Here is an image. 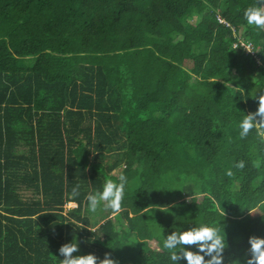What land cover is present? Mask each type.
Listing matches in <instances>:
<instances>
[{"label": "trees", "instance_id": "16d2710c", "mask_svg": "<svg viewBox=\"0 0 264 264\" xmlns=\"http://www.w3.org/2000/svg\"><path fill=\"white\" fill-rule=\"evenodd\" d=\"M257 2L0 0V264H59L73 236V255L169 264L163 236L201 222L244 264L264 238V143L236 123L264 94ZM121 173V211L92 222L86 195Z\"/></svg>", "mask_w": 264, "mask_h": 264}, {"label": "clouds", "instance_id": "9594fccd", "mask_svg": "<svg viewBox=\"0 0 264 264\" xmlns=\"http://www.w3.org/2000/svg\"><path fill=\"white\" fill-rule=\"evenodd\" d=\"M243 17L249 26L257 28L264 26V3L258 2L250 5L243 10ZM217 78L214 80V82ZM225 88L233 89L244 99L242 88H233L229 86L228 81L224 83ZM264 90V86L260 87ZM254 93V92H253ZM253 95V94H252ZM251 95V96H252ZM258 106L255 112L248 114L242 113L236 121L239 129L238 135L241 139L248 136L250 131L256 130L257 135L264 143V94L257 97ZM237 169H243L245 162L239 160L234 164ZM231 169L226 170V175L231 176ZM127 182L126 176L121 173L118 182L106 180L99 191L90 192L86 195L87 211L96 214L98 210L119 213L121 211V201L124 198V189ZM80 195V185H74L67 194V199L71 201L72 206H77L76 197ZM248 252L250 255L244 264H264V238L258 236H249ZM193 246V247H185ZM162 250L167 251L169 264H180L183 260L185 264H225V249L228 247L226 236L219 225H210L208 223L192 224L187 229H177L170 234L164 235L162 239ZM78 251L76 237L68 243L62 244L58 248V253L62 259H58L59 264H97L98 258L89 253L86 255H73ZM57 258V257H56ZM98 264H117V262L105 253V257L99 260ZM230 264H241L239 259L232 260Z\"/></svg>", "mask_w": 264, "mask_h": 264}, {"label": "built area", "instance_id": "2783aa9c", "mask_svg": "<svg viewBox=\"0 0 264 264\" xmlns=\"http://www.w3.org/2000/svg\"><path fill=\"white\" fill-rule=\"evenodd\" d=\"M217 21H218L219 23L224 24V25H226V26L228 27V24H227L225 21H223L221 18H217ZM238 43H239L240 47H242V48L244 49L245 52H247V53L253 55V51H252V46H251V44H249V43H245V42H243V41H241V40H239ZM246 45H247V46H246ZM235 46H236V44H234L233 47H235Z\"/></svg>", "mask_w": 264, "mask_h": 264}, {"label": "rangeland", "instance_id": "374dc122", "mask_svg": "<svg viewBox=\"0 0 264 264\" xmlns=\"http://www.w3.org/2000/svg\"><path fill=\"white\" fill-rule=\"evenodd\" d=\"M194 21H195V18L194 17L189 18V22L193 23ZM26 63H30V62H26ZM71 207H73L72 204H68V205H66L65 210L67 211ZM103 213H105V211L98 210V212L96 214H94V217L92 218V222H97L98 221V218H99L98 216L101 217Z\"/></svg>", "mask_w": 264, "mask_h": 264}]
</instances>
